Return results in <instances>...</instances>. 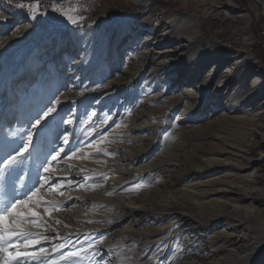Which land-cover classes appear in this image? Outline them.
Here are the masks:
<instances>
[{"label":"rangeland","instance_id":"obj_1","mask_svg":"<svg viewBox=\"0 0 264 264\" xmlns=\"http://www.w3.org/2000/svg\"><path fill=\"white\" fill-rule=\"evenodd\" d=\"M225 1L0 0V142L15 139L10 133L29 126L24 123L27 116H34L41 100L50 99L47 107L56 105L60 123L57 128L50 121L41 142V159L50 158L55 154L50 149L55 148L60 155L51 165L53 173L69 178L41 188L37 199L49 203L30 204L36 215L22 225L42 234L34 237L40 243L29 249L46 251L47 259L41 258L39 264H63V253L87 250L89 244L94 250L72 258L73 264H188L197 257H183V249L196 255L219 254L209 251L210 245L201 248L208 245V236L223 228L221 223L212 220L207 227L196 228L194 223L183 226L180 219L183 206L201 200L190 192L191 183L208 177L199 173L200 178L192 180L188 171L198 165L204 151L213 152L238 139L239 131L226 119L224 93L219 96L214 91V78L204 93L198 89L185 94L200 107L186 124L176 122L183 103L173 108L171 103L164 112L156 107L186 86L194 91L188 82L201 80L215 62H223L218 73L232 67L236 50L251 53L264 71L256 56L259 52L264 56V22L257 34L250 25L251 20L264 18L261 4L238 0L240 12H249L245 28L242 17L225 10ZM34 3L36 19L28 11ZM61 10L82 16V24L70 23ZM165 17L190 30L189 24H181L188 17L199 29L195 41L201 54H196L195 63L182 61L171 68L181 73L180 67H187L181 80L170 69L150 74L151 63L141 69L139 55L145 52L135 48L147 30ZM16 34L20 35L14 38ZM219 52L223 53L220 62L213 59ZM131 76L134 80H127ZM65 134L69 145L61 139ZM37 166L29 161L20 174L30 181L28 169ZM189 198L190 202H182ZM207 207L184 210L204 220L218 209ZM156 227H163L162 241H154ZM181 227L182 233L169 237ZM188 237L192 241L187 247ZM68 241L69 247L52 252L55 245Z\"/></svg>","mask_w":264,"mask_h":264},{"label":"bare ground","instance_id":"obj_2","mask_svg":"<svg viewBox=\"0 0 264 264\" xmlns=\"http://www.w3.org/2000/svg\"><path fill=\"white\" fill-rule=\"evenodd\" d=\"M258 2L264 13V0H258ZM225 5V10L230 16L242 17L243 26L246 28L250 18L246 11L240 12L238 0H226ZM183 20L185 21L181 24L186 22L190 30L182 25H176L171 17H165L164 21L154 23L152 28L147 30L135 47L145 52L139 55L143 58L140 60L141 69L151 63L152 66L148 70L150 74H155L159 70L166 72L170 69L169 72H173L177 80H181L188 72L187 67H180L181 73H177L179 69L171 70L172 66L182 61L194 64L196 54H201V49L195 41L199 37L198 26L193 19L184 17ZM19 35L16 34L13 37L17 38ZM172 43L176 44L172 45ZM138 53L141 52L137 51ZM221 58H223L222 52L213 57L218 62ZM231 58L234 60L232 67L225 66L224 70L218 73V68L223 62H215L201 80L188 82L193 86L194 91L186 86L180 94L170 99L166 98L169 99L168 103L160 100L156 107L158 112H164L171 103H173L172 108L183 103L181 114L178 115L176 122L186 124L191 115L197 114L200 107L197 103L193 106L194 104L185 99V94L196 92L198 89L204 93L216 79L214 91H217V94L220 93L219 96L224 93L223 103L229 108L226 119L230 118L229 120L236 126L235 131H239L236 143L213 152L205 153L204 151V156L199 159L198 165L188 171L187 175H193L192 180L200 178L199 173H206L208 177L191 183L193 190L190 192L201 200L187 207L183 206V208L195 207L198 211L205 205L209 206L207 208L214 205L218 209L212 210L209 215L206 214L204 220L193 211L185 214L187 211L183 209L180 222L184 221L181 224L184 226L194 223L196 228H202L215 220L223 226L221 230L208 236L206 241L208 245L205 249L201 248L204 251L210 245L209 251L219 252V254L209 253L205 256L203 252L201 255H196V253L183 249L180 252L185 253L183 257H197L196 262H188V264H264V71L251 53L236 50ZM78 63L79 61L76 60L74 64ZM70 75L73 74L70 73ZM127 80H134V77H128ZM222 88H224L223 91ZM208 122L212 121L208 120ZM182 202H190V198ZM172 207L177 208L178 206L172 204ZM162 228L154 229L155 237H158L154 241L164 239L162 237L164 232L159 233ZM182 232L181 227L173 231L169 237ZM196 235L202 236L199 231ZM185 241L184 245L188 247L191 244L188 241L192 239L188 237ZM218 243L220 244L216 245Z\"/></svg>","mask_w":264,"mask_h":264},{"label":"snow or ice","instance_id":"obj_3","mask_svg":"<svg viewBox=\"0 0 264 264\" xmlns=\"http://www.w3.org/2000/svg\"><path fill=\"white\" fill-rule=\"evenodd\" d=\"M19 7L24 8L25 5L20 4ZM28 11L33 19H36L39 14L38 6L35 3ZM53 11L56 9L54 8ZM60 15L65 16L74 25L82 24V16H74L63 10L60 11ZM87 27L91 29L92 25ZM51 103L50 99L41 100L34 109V116L30 113L24 120L25 125L29 126L23 128L20 133H10L11 136L16 137L15 139H6L0 142V262L2 264H39L41 258L47 259L48 257L43 248H40L38 252L29 250L31 245L40 243V240L34 239V237L42 234L26 231L22 225L25 221H31V218L36 215L29 207L30 204L49 203L37 199L41 188L55 184L57 179L61 181L69 179L67 177L57 178L53 173L51 165L56 164L60 155L55 148L50 149L52 153H55L50 158L48 155H43V159H41V142L47 137L50 121H55L57 128L60 123L57 120L58 108L56 105L47 107ZM56 103L59 104V101ZM45 107H47L46 111ZM64 123H71V121H64ZM61 139L65 145L71 144L67 134ZM63 151L65 149H61V152ZM29 161L33 164L38 163L39 166L28 169L30 181H26L20 173L27 168ZM71 183L73 181H69V185ZM20 240L24 241L23 245L18 243ZM69 245L70 241L59 243L52 248V252H58ZM10 249L12 250L10 251ZM87 250H94L91 244ZM87 250L78 249L63 253V264H73L72 258L79 257ZM50 264H57V262L51 261Z\"/></svg>","mask_w":264,"mask_h":264},{"label":"trees","instance_id":"obj_4","mask_svg":"<svg viewBox=\"0 0 264 264\" xmlns=\"http://www.w3.org/2000/svg\"><path fill=\"white\" fill-rule=\"evenodd\" d=\"M243 8L247 10V6H245V4L243 5ZM263 22H264V18H262V17H259L258 20H251L250 25L252 26L254 33L257 34L259 32V30L257 28L260 25V23H263ZM256 56H258V59L260 60L259 62L262 65V67L264 68V56L260 52L257 53Z\"/></svg>","mask_w":264,"mask_h":264}]
</instances>
